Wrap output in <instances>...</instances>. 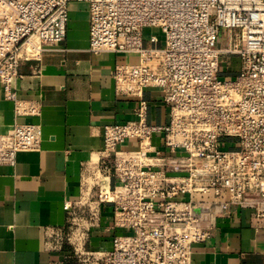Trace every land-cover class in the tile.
I'll return each instance as SVG.
<instances>
[{
    "label": "built area",
    "instance_id": "built-area-1",
    "mask_svg": "<svg viewBox=\"0 0 264 264\" xmlns=\"http://www.w3.org/2000/svg\"><path fill=\"white\" fill-rule=\"evenodd\" d=\"M71 3L87 5L91 54L136 58L112 70L115 95L136 106L134 120L104 126L65 223L45 229L46 250L63 255L50 264H192L194 245L232 209L264 226V0H0V89L16 117L41 113L13 86L21 62L65 41ZM232 55L238 72L222 77ZM148 89L167 109L163 124L148 123ZM41 136L33 123L0 133V165L39 150ZM106 206L110 247L91 250Z\"/></svg>",
    "mask_w": 264,
    "mask_h": 264
},
{
    "label": "crops",
    "instance_id": "crops-1",
    "mask_svg": "<svg viewBox=\"0 0 264 264\" xmlns=\"http://www.w3.org/2000/svg\"><path fill=\"white\" fill-rule=\"evenodd\" d=\"M69 18L62 44L19 65L16 97L39 104L40 115L16 117L13 102L0 89V133L13 124L33 123L42 134L39 150L18 154L15 166L0 165V264H50L63 258L46 250L45 229L65 223L64 203L78 198L82 164L98 157L104 126L134 120L136 102L115 95L112 70L136 58L88 51L85 3H71ZM144 99L148 123L166 122L159 92L148 89ZM101 183L107 188L106 179ZM102 197H108L106 189ZM112 221L110 207H103L89 249H109ZM192 264H264L262 222L249 210L232 209L230 216L218 218L213 238L194 245Z\"/></svg>",
    "mask_w": 264,
    "mask_h": 264
},
{
    "label": "rangeland",
    "instance_id": "rangeland-1",
    "mask_svg": "<svg viewBox=\"0 0 264 264\" xmlns=\"http://www.w3.org/2000/svg\"><path fill=\"white\" fill-rule=\"evenodd\" d=\"M154 32L152 33H155L157 32L158 30H153ZM151 32L149 30H145L144 31V36H148ZM158 35H159V38L162 39L163 36L161 35L160 32H157ZM226 43V32L225 31H221V34L218 38V45L219 46H224ZM136 60L134 59L133 60V63L135 62ZM228 63V64H227ZM224 65L226 66H222L220 68V74L222 75V77H231L232 75L236 74L238 72V68H239V58L232 55L230 57L229 60L227 59H224ZM235 147H238V146H235Z\"/></svg>",
    "mask_w": 264,
    "mask_h": 264
},
{
    "label": "bare ground",
    "instance_id": "bare-ground-1",
    "mask_svg": "<svg viewBox=\"0 0 264 264\" xmlns=\"http://www.w3.org/2000/svg\"><path fill=\"white\" fill-rule=\"evenodd\" d=\"M28 48L31 50L32 48H31V46H28ZM103 180V179H102Z\"/></svg>",
    "mask_w": 264,
    "mask_h": 264
}]
</instances>
